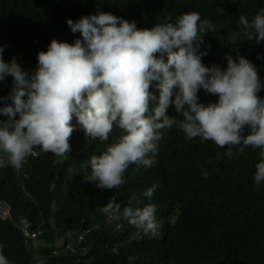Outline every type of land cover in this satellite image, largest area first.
Masks as SVG:
<instances>
[{
  "label": "clouds",
  "instance_id": "1",
  "mask_svg": "<svg viewBox=\"0 0 264 264\" xmlns=\"http://www.w3.org/2000/svg\"><path fill=\"white\" fill-rule=\"evenodd\" d=\"M112 1H15L13 8L20 10L16 21L20 19L19 24L31 35L38 32L44 43L48 39L49 45L37 56L25 55L21 61L13 57L9 62L3 60L7 46H0V82L12 77L10 94L0 97L4 105L0 116L7 118L0 120V168L10 166L26 180L28 175L20 169L29 156H37L36 148L67 159L69 140L77 128L85 137L101 142L108 141L118 128L122 134L117 142L103 154L92 156L90 173L83 176V182L98 189L113 190L125 183L124 174L132 164L156 170L151 166L156 163L158 142L175 126L179 130L174 135L182 134L178 154L204 141L225 149L217 153L218 160L233 157L234 148L240 153L249 146L259 148L261 159L253 178L255 190H259L264 182V98L257 93L264 84L252 62L238 51L234 60L225 50L228 37V45L235 46L239 35L264 44V10L251 22L244 16L257 0H185L196 7L195 12L182 14L175 23L165 17L151 29H139L130 15H121V8L132 10L136 3L126 1L117 9ZM261 2L264 5V0ZM203 7L201 19L198 12ZM33 9L34 19L27 16ZM228 21L239 22L242 31L220 35V25L226 27ZM75 33H80L79 39ZM55 35L62 41L55 40ZM204 44L218 58L208 55L207 47L201 51ZM153 82L154 93L150 91ZM200 90L216 96V101L200 103ZM152 102L155 107L150 109ZM170 106L183 118L169 117ZM201 169L207 177L203 166ZM156 187L147 189L144 196L151 198ZM21 188H25L23 181ZM218 189L233 196L230 211L246 210L255 201L240 189L221 183ZM99 211L109 223L123 220L134 226L137 237L155 239L161 235L162 222L156 218L154 204L121 208L112 196ZM21 223L20 232L22 228L26 231L28 222L22 219ZM121 227L116 224L117 230ZM63 248V240L54 241L51 255L57 256L53 252ZM2 249L0 245V264H12ZM112 253L118 254V249L113 247ZM134 259L137 257H129Z\"/></svg>",
  "mask_w": 264,
  "mask_h": 264
},
{
  "label": "trees",
  "instance_id": "2",
  "mask_svg": "<svg viewBox=\"0 0 264 264\" xmlns=\"http://www.w3.org/2000/svg\"><path fill=\"white\" fill-rule=\"evenodd\" d=\"M15 1L0 0V46H7L3 52L5 62L13 57L21 61L25 55L37 56L49 45L48 39L45 43L39 39L38 32L35 36V33L22 31L20 19L16 21L20 10L10 11ZM126 1L136 3L132 10L128 6L121 8ZM261 1L249 5L244 15L249 22L264 10ZM112 3L117 9L121 8L122 16L130 15L139 29H151L165 17L175 23L182 14L196 11V7L185 0H113ZM205 10L203 7L198 12L201 19ZM27 16L34 19V9ZM241 31L239 22L228 21L226 27L224 24L219 27L220 35ZM75 35L76 39L80 38V33ZM55 36V40L62 41L59 35ZM237 42L235 46L228 45V37L226 53L234 60L237 51L248 60L257 59L259 55L261 58L257 60L263 68L258 75L264 84V44H256L243 35H239ZM206 47L208 55L218 58L206 44L201 46V51ZM155 83L150 88L152 93L156 91ZM11 87L12 77L9 76L0 82V97L8 96ZM257 95L264 98V88ZM198 96L199 102L205 105L217 99L203 90ZM153 107L155 102L150 104V109ZM167 115L183 118L172 106ZM5 119L0 116V120ZM72 123L76 124L75 118ZM178 130L175 126L167 130L158 142L156 163L151 166L157 171L132 164L124 174L125 183L113 190L98 189L83 182V176L90 173V158L103 154L108 146L117 142L122 134L118 128L113 129L105 142L85 137L83 130L77 128L69 140L71 151L67 159L36 148L37 156H29L20 169L28 175L23 181L24 189L12 167L0 168V200L11 206L10 219L0 222L2 254L12 264H37L41 260L44 264H264V182L255 190L253 180L261 150L249 146L240 153L234 148L233 157L218 160L217 153L225 149L212 141H204L178 154L177 143L182 137V134L174 135ZM162 163L165 165L159 169ZM201 166L207 171V177L202 175ZM218 183L240 189L255 199L254 203L246 210L230 208L240 212L228 210L233 196L222 194ZM153 185L157 187L152 197L144 196ZM112 196H116L121 208L156 205V218L162 222L161 235L155 239L137 237V229L126 221L109 223L99 208ZM22 219L28 222L29 231H41L43 236L26 243L19 230L23 227ZM118 223L122 224L119 230L116 229ZM84 228L89 232L81 241L75 240L74 235L66 237L80 234ZM61 237L63 245L76 250L69 252L63 248L57 256H52L53 243ZM34 244L38 247H33ZM113 247L118 249V254L112 253ZM130 256L137 259L130 261Z\"/></svg>",
  "mask_w": 264,
  "mask_h": 264
},
{
  "label": "built area",
  "instance_id": "3",
  "mask_svg": "<svg viewBox=\"0 0 264 264\" xmlns=\"http://www.w3.org/2000/svg\"><path fill=\"white\" fill-rule=\"evenodd\" d=\"M10 213H11V206L8 202H6L5 200H0V221L4 222L7 219H9L10 217ZM88 229H82L80 234H77V239L78 241H81L87 234H88ZM21 233L23 235L24 238H26V241H34L38 236L41 235V231H36V232H29V230L27 229L26 231L23 230V228L21 229ZM69 245H64L65 250L68 249ZM69 251V249H68ZM54 255L57 254V252H53Z\"/></svg>",
  "mask_w": 264,
  "mask_h": 264
},
{
  "label": "rangeland",
  "instance_id": "4",
  "mask_svg": "<svg viewBox=\"0 0 264 264\" xmlns=\"http://www.w3.org/2000/svg\"><path fill=\"white\" fill-rule=\"evenodd\" d=\"M249 61L252 62V63L257 67L258 72H259L260 69L263 68V64L260 63L257 59L249 60ZM258 72H257V74H258ZM258 76H259V75H258ZM13 172H14V169H13ZM14 173H15V172H14ZM15 174H16V173H15ZM24 177H25V176H24ZM16 179H19V180H21V181H26V180L23 179L22 174L16 176ZM72 235H74V234H70V235H68V236H66V237L71 238ZM60 240L62 241V240H63V237H61ZM68 249H69V252H74V251L76 250L75 248L71 247L70 245H69Z\"/></svg>",
  "mask_w": 264,
  "mask_h": 264
},
{
  "label": "bare ground",
  "instance_id": "5",
  "mask_svg": "<svg viewBox=\"0 0 264 264\" xmlns=\"http://www.w3.org/2000/svg\"><path fill=\"white\" fill-rule=\"evenodd\" d=\"M10 11H15V9H13V8H10ZM22 31L23 32H27V33H29V30H26V28L24 29V27H23V29H22ZM20 66L22 67V69L24 70V67H23V65L22 64H20ZM34 71V70H33Z\"/></svg>",
  "mask_w": 264,
  "mask_h": 264
}]
</instances>
